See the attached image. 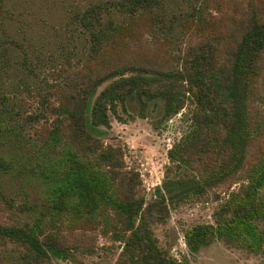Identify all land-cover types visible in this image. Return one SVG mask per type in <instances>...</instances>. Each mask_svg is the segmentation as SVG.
<instances>
[{
	"label": "trees",
	"instance_id": "1",
	"mask_svg": "<svg viewBox=\"0 0 264 264\" xmlns=\"http://www.w3.org/2000/svg\"><path fill=\"white\" fill-rule=\"evenodd\" d=\"M108 3L115 15L105 3H94L77 16L88 45L73 63L65 58L51 83L34 87L37 99L30 113L22 115L25 104L15 94L0 97L2 136L22 138L24 121L42 127L40 138L30 143L38 155L27 164L45 186L42 207L22 201L18 207L27 219L0 222V241L10 243L15 264H53L52 257L67 258L75 246L59 225L70 227L69 234L98 225L120 243L112 264H179L158 245L152 227L164 222L168 204L224 186L213 223L184 230L187 250L223 238L258 252L264 240V229L258 231L254 223L264 217V201L258 198L264 182V116L250 101L264 68V1L230 18L221 36L205 18L200 21L198 7L182 25L209 27L211 35L201 34L172 54L153 49L139 57L127 50L157 31V0ZM157 108L154 128L179 114L185 130L166 150L162 179L146 202L138 172L124 164L122 146L105 143L92 129L108 128L111 117L121 123L145 118ZM13 164L0 157L1 172ZM239 176L244 182L230 189Z\"/></svg>",
	"mask_w": 264,
	"mask_h": 264
},
{
	"label": "rangeland",
	"instance_id": "2",
	"mask_svg": "<svg viewBox=\"0 0 264 264\" xmlns=\"http://www.w3.org/2000/svg\"><path fill=\"white\" fill-rule=\"evenodd\" d=\"M114 1L118 0H0V97L15 94L25 104L22 115L30 113L37 99L34 87L38 88V83L44 80L51 83L54 71L60 65L65 66V58L73 63L88 45L86 33L77 25V16L94 3H105L106 9L115 15L117 11L108 3ZM261 1L264 0H157L153 9L159 14V20L155 22L157 31L153 37L145 34L133 41L127 53L139 57L143 53H151L153 49H165L172 54L194 43L201 34L211 35V29L215 31L214 35L221 36L230 18L242 16L251 4L258 5ZM198 7H201L200 21L205 18L211 29L183 27V21L192 18L191 12L196 13ZM100 17L101 20L106 19L103 10H100ZM115 17L121 18L119 14ZM22 82L26 85H21ZM251 104L264 116V68L256 80ZM129 110L133 112L134 105H129ZM157 115L158 108L145 118L135 117L121 123L111 117L108 128L91 127L105 143L122 146L124 164L138 172L140 193L146 202L152 199L153 189L162 179L167 164L166 150L185 130V123L179 114L171 116L163 127L154 128L151 121ZM24 122L27 126L22 130V138L19 135L14 139L13 133L8 136L0 133V157L16 165L10 166L8 172L0 171L1 223L18 224L27 219L25 212L18 207L22 201L35 204L38 208L45 203V186L32 176L27 164L38 155V149L30 143L40 138L37 130L42 127L38 122ZM260 144L262 147L261 141ZM243 182L244 178L239 176L230 189H236ZM223 198L225 187L218 186L203 196H192L176 204H168L164 222L152 227L158 245L179 264H264V240L258 252L223 238H216L194 252L187 250L184 230L195 224H212L213 213ZM258 198L264 201V182L258 190ZM254 223L258 231L264 229V217L255 219ZM73 229L75 231L69 234L67 230L70 227L65 229L59 225L60 233L75 246L69 250L67 258L52 257L53 264L114 262L120 243L114 241L109 233L104 234L98 225L91 229ZM0 264H15L9 242L0 241Z\"/></svg>",
	"mask_w": 264,
	"mask_h": 264
}]
</instances>
